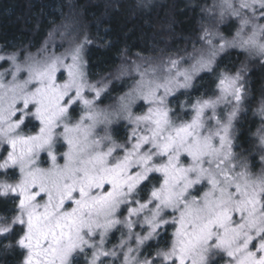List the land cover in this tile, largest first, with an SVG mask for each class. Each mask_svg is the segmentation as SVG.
<instances>
[{"label":"snow or ice","instance_id":"6c2138e0","mask_svg":"<svg viewBox=\"0 0 264 264\" xmlns=\"http://www.w3.org/2000/svg\"><path fill=\"white\" fill-rule=\"evenodd\" d=\"M212 7L217 25L239 22L236 37L205 28L194 64L145 69L111 112L97 107L105 88L87 79V36L61 56L0 55L11 63L0 72V170L19 172L0 182L12 204L0 215V251L20 249V264H264V102L256 172L237 151L247 65L216 70L228 48L264 63V0ZM201 72L215 76L214 89L193 99ZM121 121L123 137L113 127Z\"/></svg>","mask_w":264,"mask_h":264},{"label":"trees","instance_id":"16d2710c","mask_svg":"<svg viewBox=\"0 0 264 264\" xmlns=\"http://www.w3.org/2000/svg\"><path fill=\"white\" fill-rule=\"evenodd\" d=\"M218 3L220 0H0V55L16 53L20 60L28 55L61 56L87 36L92 41L83 53L88 82L105 88L98 108L112 110L145 69L155 68L159 75L168 67L169 59L179 61L180 69L189 66L207 48L201 40L205 28L218 27L228 41L236 37L239 22L234 18L217 25L219 10L212 6ZM216 62L217 71L233 73L242 64L247 65L248 96L246 111L237 122V151L247 155L257 171L260 155L254 134L261 127L258 109L264 102V63L239 47L220 53ZM0 65V72L11 67L10 62L0 61ZM214 80L211 73H199L190 90L192 98L210 94ZM183 91L176 93L177 102L172 105L177 111L179 101L186 99ZM123 123L113 125L121 137L125 135ZM35 130L29 125L25 131ZM45 156L41 154L43 161ZM41 166L46 167V162ZM3 172L0 170V182L18 179V168L9 169L7 175ZM5 199L0 197V215H9L12 208L11 202L4 206ZM171 231L169 228V235ZM119 236L114 232L108 246L118 243ZM149 243L155 245L156 241ZM160 243L162 246L163 241ZM20 251H0V264H20Z\"/></svg>","mask_w":264,"mask_h":264},{"label":"rangeland","instance_id":"374dc122","mask_svg":"<svg viewBox=\"0 0 264 264\" xmlns=\"http://www.w3.org/2000/svg\"><path fill=\"white\" fill-rule=\"evenodd\" d=\"M196 58H198V57H195V59H196ZM195 59H194L193 61L190 62L191 64H190L189 66H186V67L183 66L180 70H184L185 68H189L192 64L195 63ZM3 71H4V70H3ZM6 79H7V80H10V79H11V76H7ZM139 80H140V78L136 81L135 84H132V85H131V87H130V89H129V91H128L129 93H130V92H131V91L137 86V83H138ZM86 91H87V90H86ZM87 93H88V96H89V94H93V95H94V93H91V92H88V91H87ZM85 95H87V94L85 93ZM88 96H87V97H88ZM88 98L91 99L92 97L89 96ZM119 100H120V103L118 104V106H117L116 108H118L119 105L121 104V99H119ZM96 103H97V102H96ZM97 107H98V105H97ZM116 108H114V109H116ZM101 109H103V108H101ZM114 109H112V110H106V109H103V110L111 112V111H113ZM36 124H37V130H38V122H36ZM62 149H63V151L66 150V146H65V148H62ZM43 159L46 161V160H47L46 156H45ZM61 163H62V161H61ZM259 163H260V164H259L258 170H257L256 172H259V170H260L261 162L259 161ZM46 166H48V163H47V162H46Z\"/></svg>","mask_w":264,"mask_h":264}]
</instances>
